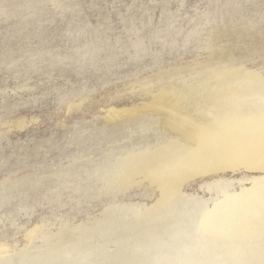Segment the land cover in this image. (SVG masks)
<instances>
[{"label": "rangeland", "instance_id": "374dc122", "mask_svg": "<svg viewBox=\"0 0 264 264\" xmlns=\"http://www.w3.org/2000/svg\"><path fill=\"white\" fill-rule=\"evenodd\" d=\"M228 58L264 74V0H0V244L11 252L32 231L43 237L111 203L156 199L147 183L108 188L109 168L129 153L137 174L158 172L167 193L182 181L193 189L201 178L263 174L264 154L226 162L224 153L212 174L184 180L190 154L199 164L208 152L188 132L202 127L161 100L145 106L150 95L133 84L180 67L188 80L198 62Z\"/></svg>", "mask_w": 264, "mask_h": 264}, {"label": "bare ground", "instance_id": "6f19581e", "mask_svg": "<svg viewBox=\"0 0 264 264\" xmlns=\"http://www.w3.org/2000/svg\"><path fill=\"white\" fill-rule=\"evenodd\" d=\"M230 59L198 62L188 80L187 68L180 67L133 83L140 94L150 95L145 106L161 100L179 118L202 127L188 132L208 152L199 164L194 162L199 156L190 154L184 180L198 179L196 172L209 166L212 174L211 165L217 169L224 153L226 162L233 155L264 154V74ZM144 108L109 107L107 113ZM172 126L187 130L183 121ZM128 155L108 167L113 171L108 188L125 193L147 183L159 191L156 199L111 203L100 215L71 220L43 237L32 231L31 240L11 252L0 244V264H264V173L201 178L193 189H185L182 181L167 193L158 172L140 177L138 154Z\"/></svg>", "mask_w": 264, "mask_h": 264}, {"label": "snow or ice", "instance_id": "6c2138e0", "mask_svg": "<svg viewBox=\"0 0 264 264\" xmlns=\"http://www.w3.org/2000/svg\"><path fill=\"white\" fill-rule=\"evenodd\" d=\"M141 43H144V41H141Z\"/></svg>", "mask_w": 264, "mask_h": 264}]
</instances>
